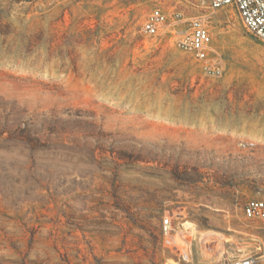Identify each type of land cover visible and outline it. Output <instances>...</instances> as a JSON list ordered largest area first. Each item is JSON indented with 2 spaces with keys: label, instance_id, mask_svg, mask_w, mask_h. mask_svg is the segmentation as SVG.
<instances>
[{
  "label": "rangeland",
  "instance_id": "1",
  "mask_svg": "<svg viewBox=\"0 0 264 264\" xmlns=\"http://www.w3.org/2000/svg\"><path fill=\"white\" fill-rule=\"evenodd\" d=\"M154 9L170 25L148 37ZM197 16L220 77L179 47ZM253 199H264V43L235 9L0 0V264H227L264 242L243 215ZM165 216L190 227V261L164 245Z\"/></svg>",
  "mask_w": 264,
  "mask_h": 264
},
{
  "label": "built area",
  "instance_id": "2",
  "mask_svg": "<svg viewBox=\"0 0 264 264\" xmlns=\"http://www.w3.org/2000/svg\"><path fill=\"white\" fill-rule=\"evenodd\" d=\"M208 3L213 10L225 7L235 9L246 30L264 43V0H208ZM179 21H184L182 13H177L173 17L175 24ZM188 21L189 33L180 41V49L201 63L205 75L220 77L223 72V63L211 57L213 40L208 18L197 16ZM169 25L168 14L161 9H154L143 24L141 32L145 36L156 37L163 33ZM242 148L247 149L248 145L244 144ZM243 215L248 222L264 230V199L248 201L243 207ZM189 229L190 227H187L184 231H177L171 216H165L161 228L164 245L176 252L185 262L190 261L191 258V246L187 238ZM254 242L252 249L241 245L238 248V256L230 259L227 264H262L264 262V242L259 237H255Z\"/></svg>",
  "mask_w": 264,
  "mask_h": 264
}]
</instances>
